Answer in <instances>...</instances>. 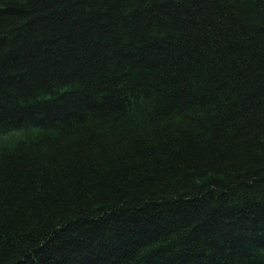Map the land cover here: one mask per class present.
Returning a JSON list of instances; mask_svg holds the SVG:
<instances>
[{
  "label": "trees",
  "instance_id": "obj_1",
  "mask_svg": "<svg viewBox=\"0 0 264 264\" xmlns=\"http://www.w3.org/2000/svg\"><path fill=\"white\" fill-rule=\"evenodd\" d=\"M0 264H264V0H0Z\"/></svg>",
  "mask_w": 264,
  "mask_h": 264
}]
</instances>
